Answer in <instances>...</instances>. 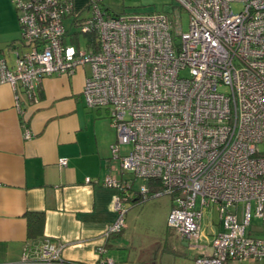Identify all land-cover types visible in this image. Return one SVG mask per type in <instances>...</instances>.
Masks as SVG:
<instances>
[{
    "label": "built area",
    "instance_id": "built-area-1",
    "mask_svg": "<svg viewBox=\"0 0 264 264\" xmlns=\"http://www.w3.org/2000/svg\"><path fill=\"white\" fill-rule=\"evenodd\" d=\"M173 1L176 14L188 15L184 32L168 14L112 15L102 0H89V16L75 27L96 35L94 49L85 39L71 43L64 21L72 0H10L28 50L17 53L11 69L0 60V83L15 90L20 109V92L36 97L43 78L90 69L84 103L108 109L117 131L112 156L142 181L136 191L128 182L102 181L118 191L117 218L104 238L125 227L126 202L168 195L167 225L199 251L193 264L264 260V237L249 232L252 217L264 222V0ZM122 146L130 147L127 155L120 156ZM146 181H158L163 192L149 194ZM211 210L220 231L207 254L198 242ZM64 247L45 237L17 264H112L103 247L94 263L66 260Z\"/></svg>",
    "mask_w": 264,
    "mask_h": 264
},
{
    "label": "crops",
    "instance_id": "crops-1",
    "mask_svg": "<svg viewBox=\"0 0 264 264\" xmlns=\"http://www.w3.org/2000/svg\"><path fill=\"white\" fill-rule=\"evenodd\" d=\"M88 2L72 0L73 13L64 21L68 32L74 19L89 16ZM120 5L122 11H118ZM124 5V0L118 6L113 0H102L103 9L112 15L127 13ZM20 35L13 5L10 0H0V60L10 69L17 53L27 50ZM89 74L85 67L72 76L43 78L36 97L29 99L20 92V109L15 90L0 83V264H17L24 250L37 253L45 237L65 245L62 255L68 261L94 263L97 249L103 247V257L115 264L109 248L116 245L117 238L110 235L106 239L104 233L116 221L113 201L118 191L102 186V181L110 177L133 187L137 179L122 172L120 160L112 156L117 131L108 109H89L84 103L82 89ZM25 130L31 138H24ZM121 148L120 156H124ZM60 159L66 160V167L58 165ZM86 179L92 182L86 183ZM133 201L125 205L139 204ZM171 208L167 203L165 211L169 213ZM29 213L43 215L42 228L32 233H38L36 240L29 237ZM201 230L198 246L209 254L211 239L220 231L214 210L203 215ZM249 232L255 238L264 237V222L250 227ZM180 240L193 264L199 251ZM226 264H264V260Z\"/></svg>",
    "mask_w": 264,
    "mask_h": 264
},
{
    "label": "rangeland",
    "instance_id": "rangeland-1",
    "mask_svg": "<svg viewBox=\"0 0 264 264\" xmlns=\"http://www.w3.org/2000/svg\"><path fill=\"white\" fill-rule=\"evenodd\" d=\"M113 2L117 6L122 4V0H113ZM124 4L129 14H168L175 25L178 24L179 30L183 32L187 30L188 15L183 11H177L176 14L177 5L173 0H124ZM120 7L118 11H122L123 6L120 5ZM233 9L238 11L239 6H233ZM75 31L76 27L73 26L68 33L72 34ZM16 42L17 45L21 43L19 40ZM81 44H84L83 38H81ZM220 91L227 92L226 89H220ZM129 151V146H122V155H127ZM141 184L140 180H135L134 189L139 190ZM167 203L169 205L171 203L172 207L170 196L161 195L136 206L125 205V227L120 233L111 236L117 238L116 245L109 248L115 264H191L189 250L182 247L178 235L167 225V218L171 211V209L168 210L169 213L165 211ZM261 224L260 220L252 217L250 227Z\"/></svg>",
    "mask_w": 264,
    "mask_h": 264
},
{
    "label": "trees",
    "instance_id": "trees-1",
    "mask_svg": "<svg viewBox=\"0 0 264 264\" xmlns=\"http://www.w3.org/2000/svg\"><path fill=\"white\" fill-rule=\"evenodd\" d=\"M76 19L73 21V25L75 26ZM71 36V43L78 45L79 41H81V38L85 39L90 46H92L94 49H97V41H96V35L94 33H91L89 35H80L78 31H75ZM145 185H147L149 194H154L157 192H163V187L161 183L158 181H146ZM132 201V200H131ZM134 203H141L139 199H136L133 201ZM27 222H28V228H29V237L36 240L38 237V233L34 236L32 233H36L38 230H40L43 226V215L38 213H29L26 215Z\"/></svg>",
    "mask_w": 264,
    "mask_h": 264
}]
</instances>
